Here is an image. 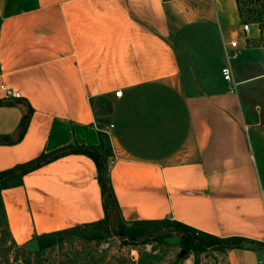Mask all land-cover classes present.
<instances>
[{"label":"crops","instance_id":"obj_1","mask_svg":"<svg viewBox=\"0 0 264 264\" xmlns=\"http://www.w3.org/2000/svg\"><path fill=\"white\" fill-rule=\"evenodd\" d=\"M255 25L246 35L236 0H0V137L12 140L0 144V172L68 145L97 147L102 133L124 222L263 243L264 107L243 98L264 83ZM1 198L18 246L105 218L84 154L26 173ZM221 253L218 264H258L262 249Z\"/></svg>","mask_w":264,"mask_h":264},{"label":"rangeland","instance_id":"obj_2","mask_svg":"<svg viewBox=\"0 0 264 264\" xmlns=\"http://www.w3.org/2000/svg\"><path fill=\"white\" fill-rule=\"evenodd\" d=\"M252 1L257 8L264 5V0ZM252 20L241 18L242 24L249 23L251 28L256 24L252 44L264 49V31L262 33L259 24ZM251 28L247 34L253 33ZM262 56L264 60V52ZM260 71L264 73V62ZM246 73H241L240 77L248 75ZM249 87L244 90L245 107L250 110L256 100L264 107V83L259 87ZM262 121L264 123V117ZM114 226L112 233L107 232L104 225L80 226L18 246L5 227L0 211V264H218L222 257L216 248L205 245L199 249L184 247L171 223L140 222L122 228L116 221ZM128 229L144 235L128 237L124 234Z\"/></svg>","mask_w":264,"mask_h":264},{"label":"trees","instance_id":"obj_3","mask_svg":"<svg viewBox=\"0 0 264 264\" xmlns=\"http://www.w3.org/2000/svg\"><path fill=\"white\" fill-rule=\"evenodd\" d=\"M236 3L240 18L244 19L245 17H247L249 20L253 19L252 22L259 24L261 32L263 33L264 5L261 8H257L254 6L252 0H236ZM0 104H2V102H0ZM32 111H33L32 108L29 106L28 113L24 117V120L22 122L20 136H22L26 131V127L30 121ZM10 142H12L10 137L7 136L0 137V144L10 143ZM68 154L87 155L95 162L98 171V181L101 187L105 218L101 221L94 222L91 224H86L84 226L94 227L99 225L102 227L104 225L106 231L112 233L113 230L115 229L114 225L116 221L120 224V226H122V228L129 225V223L124 222L121 218L120 207L112 186V181L109 172V159L113 156L111 145L109 143L108 137L100 133V145L97 147L86 146V145H68L53 152L42 154L39 158L29 163L22 164L16 166L15 168L0 172V211L6 228H7V217L1 198V190L6 187L20 185L22 183V178L26 173L33 171L50 161H53L59 157ZM139 223L140 222H133L132 224H139ZM148 223H154V222H148ZM159 223L173 224L175 233H177V235L180 237L181 244L186 248L199 249V248H203L202 246L205 245L209 248H216L220 252H226L229 249L244 248L246 245L250 243L257 245L259 248L263 247V243L260 242H255L237 236L226 237V238L217 237L201 231H197L195 228L177 221L163 220V221H159ZM65 231L67 230L45 234L39 237L50 238L52 236L59 235ZM124 234L128 237H134L136 235L137 236L144 235V233L142 232H136L135 230H130V229L124 232Z\"/></svg>","mask_w":264,"mask_h":264},{"label":"built area","instance_id":"obj_4","mask_svg":"<svg viewBox=\"0 0 264 264\" xmlns=\"http://www.w3.org/2000/svg\"><path fill=\"white\" fill-rule=\"evenodd\" d=\"M242 27H243V31L247 34L250 31L251 24L244 23ZM226 46H228V49L226 51L228 60L234 59L238 53V51H237L238 50V42L237 41H231L229 43H226ZM221 72H222V76H223L224 81L229 84L230 92L231 93L236 92L238 82H236L234 80L230 66L222 68ZM4 91H5V95H6L7 99L12 100V99H19L22 97L19 92H16L10 88H6V89H4ZM115 95L117 97H120L122 95V92L117 91V92H115ZM114 161H115L114 158H111L109 160V168H110V165H112L114 163ZM261 249H262V254L258 260V264H264V242H263V247Z\"/></svg>","mask_w":264,"mask_h":264}]
</instances>
